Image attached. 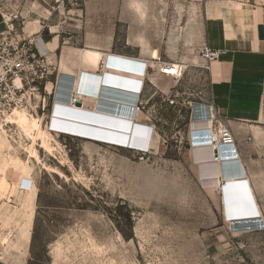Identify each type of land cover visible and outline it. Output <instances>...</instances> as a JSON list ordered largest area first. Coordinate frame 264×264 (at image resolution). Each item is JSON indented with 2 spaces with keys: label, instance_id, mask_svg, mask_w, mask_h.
<instances>
[{
  "label": "rangeland",
  "instance_id": "374dc122",
  "mask_svg": "<svg viewBox=\"0 0 264 264\" xmlns=\"http://www.w3.org/2000/svg\"><path fill=\"white\" fill-rule=\"evenodd\" d=\"M68 1L81 9L84 0ZM228 1L258 8L255 20L264 44V0ZM20 11L7 3L0 13L15 18L22 28L27 18ZM50 24L59 25L60 18L54 16ZM54 30L69 32L42 25L36 35L45 41L39 42L43 51L56 46ZM66 56L63 63L70 62ZM98 81L104 84L89 85L107 98V92L100 93L107 91V74ZM175 82L166 84V92L152 95L146 89L139 113L134 105H123L131 110L125 114L130 124L138 122L137 131L144 128L158 140L153 152L64 133L46 137V151L41 139H33L35 134L12 125L8 144L0 142V264H264V176L255 185L260 220L226 224L217 188L212 200L188 147V134L200 124L193 126L189 99L202 84ZM176 91L179 106L167 107L163 99ZM47 102L48 110L38 115L18 111L38 119L46 131L52 96ZM31 146L40 164L25 151ZM23 179L33 180L28 189L18 188Z\"/></svg>",
  "mask_w": 264,
  "mask_h": 264
},
{
  "label": "crops",
  "instance_id": "0c3cea01",
  "mask_svg": "<svg viewBox=\"0 0 264 264\" xmlns=\"http://www.w3.org/2000/svg\"><path fill=\"white\" fill-rule=\"evenodd\" d=\"M17 1L0 0V12L7 3L18 5L20 16L28 19L23 26L26 34H38L42 25L50 31L58 27L69 31L54 30L56 46L51 51L41 50L72 90L79 74L90 84H104L98 81L102 63L98 67L83 62L78 58L81 50L107 56V88L127 94L121 97L125 106L134 105L126 101L133 94L142 95L148 88L152 95L166 92V84H176V77L161 72L166 62L175 65V72L182 68L176 74L177 78L183 74L177 84H202L189 99L191 121L201 124L190 131L228 129L239 170L249 178L253 199L258 202L260 193L255 185L264 176V44L257 31V7L228 0H84L77 9L78 3L67 0ZM54 16L60 18L59 25L50 24ZM205 50L213 56L202 57ZM66 54L70 62L63 65L68 70L61 71L62 55ZM126 68L132 76L129 84L134 85L130 91L124 85L108 84L113 82L110 75L126 78ZM64 98L68 101L67 94ZM151 100L157 102L154 96ZM210 151L212 154V148Z\"/></svg>",
  "mask_w": 264,
  "mask_h": 264
},
{
  "label": "bare ground",
  "instance_id": "6f19581e",
  "mask_svg": "<svg viewBox=\"0 0 264 264\" xmlns=\"http://www.w3.org/2000/svg\"><path fill=\"white\" fill-rule=\"evenodd\" d=\"M66 55H64L63 57L62 64H65L63 63V61L67 57ZM79 58L85 63L91 64L92 66L99 67L102 63V72L107 74V56H104L103 58L98 52L90 50H81L79 52ZM61 69L63 70L64 67H61ZM126 69L127 70L123 71L126 72L127 77L124 78L115 76L113 77L114 84L111 85H114V87L124 85V88L130 91V87L132 88L134 85L129 84L132 83V76L130 74L131 71L128 68ZM178 70L179 73H181V69L179 68ZM114 72L117 74L123 73L120 70H114ZM73 92H75L73 94L78 98V101L76 103H79L80 107H77L76 103L69 104L64 98V95L62 98L59 99V102H53L51 107V121L48 124L50 130L48 128L46 129V131L41 130L38 119L34 118L31 115H28L24 111H18L23 109H15L12 114L7 118V123L10 126L16 124L24 133H26V135H31L32 133L35 134L33 139H41L42 145L44 146L46 151H50V149L47 146L45 138H55L57 136V133L58 136L63 135L61 133H64L71 136L82 137L88 140H93L88 138V136H93L95 138V141L96 139H98V141H104L109 144L119 143V145H123V147L139 149L146 153L157 150L158 140L154 137L150 138V133L144 128H139V130L137 131L138 122L131 123L132 127H130L131 124L129 118L125 116V114H128V110L123 108L124 103L121 97H116L114 99H102V97L98 98L97 88L90 86L85 79H81L79 77H76L75 79ZM106 92V90H102L101 93L105 95ZM118 92L121 93L122 91ZM137 96L138 95L133 94L131 95V97H127L128 99L126 101L129 104L135 105ZM100 99L101 102L98 103L99 109H96L97 102ZM107 100H109V102H107ZM131 106L132 105H130L129 107ZM59 108L61 109L59 110ZM102 108H105L106 110L104 109L99 111ZM116 122L119 123V125H117ZM195 125L197 124L193 123V126ZM104 130H106V132H103ZM6 133L8 132L3 131L0 133V142L2 141L4 143L5 141H7L8 144L9 141L7 140ZM222 133V129L220 130V132H214L212 129L211 138L213 141V146H217L219 144V138ZM190 148L192 151L193 159L196 162L197 166L196 174L199 178H203L201 179V182L203 184L206 185L207 183V185L205 186V191L208 193L209 197L212 200H215L216 191H214V189L217 188L224 222L226 224L229 225L230 223L238 222L249 223L250 221L255 222L259 218H261L260 211H254L256 208H258V206L255 200L253 199L252 189L250 187V183L246 175L241 172V175L244 176L242 179L225 178L227 177V173L231 174V172H227L223 165L230 164V162H233V160H218L217 162H214L213 156L210 151L211 146L208 147L206 145H190ZM26 149L27 150L25 151H28V153L30 154V158L33 159L36 163L40 164L41 159L38 156L34 147H27ZM7 160V164H9L11 161L9 155ZM45 168L49 169L46 166ZM224 169L226 174L224 173ZM2 174L5 176L7 173L6 171H4ZM209 183L211 185H208ZM21 184L22 182L18 183V188L21 186ZM30 191L27 190V192Z\"/></svg>",
  "mask_w": 264,
  "mask_h": 264
},
{
  "label": "built area",
  "instance_id": "2783aa9c",
  "mask_svg": "<svg viewBox=\"0 0 264 264\" xmlns=\"http://www.w3.org/2000/svg\"><path fill=\"white\" fill-rule=\"evenodd\" d=\"M0 16V133L3 131L10 133L13 126L7 123V118L15 109H26L38 115L40 111L48 110L47 100L50 96H52L51 107L53 102H59L63 95L67 94L69 104H75L78 98L72 93L69 81L65 82V78L58 73L56 66L41 50L39 46V42L42 41L41 36L26 34L23 26L21 28L15 18L12 20L3 14ZM201 56L209 58L213 54L205 50ZM174 67L175 65L170 62L163 63L161 72L173 79L176 77L174 80L178 82L183 74L177 78L178 68L175 72ZM136 68L139 70L141 66L138 65ZM48 85L51 86L50 91L47 90ZM178 98L179 93L175 92L166 95L163 101L167 107L176 108L179 106ZM189 107L191 108L192 105L189 104ZM133 108L136 109L135 114L142 110L140 98ZM201 119L207 120L206 117ZM210 131L190 132L187 138L188 147L209 145L212 148L214 162L223 159L235 160L236 156L233 153L236 150L233 148V138L228 129L222 130L217 146L212 144ZM31 183L22 182L21 187L28 189Z\"/></svg>",
  "mask_w": 264,
  "mask_h": 264
},
{
  "label": "water",
  "instance_id": "95a60500",
  "mask_svg": "<svg viewBox=\"0 0 264 264\" xmlns=\"http://www.w3.org/2000/svg\"><path fill=\"white\" fill-rule=\"evenodd\" d=\"M113 77H115V76H109V79L110 80H112V81H114L113 80ZM121 81V80H120ZM108 84H114V83H112L111 81L110 82H108ZM102 91H100V93H101ZM127 94H125L124 92H118V90H115V89H108L107 88V98H110V99H112L111 97L112 96H114V97H117V96H120V97H124V96H126ZM131 97V96H130ZM114 99V98H113ZM76 106L77 107H80V104L79 103H76ZM234 155V154H233ZM234 157V156H233ZM234 159L235 160H233V162H230V164H232V165H229V166H225L224 165V167H225V169H226V171L227 172H231V174H228L227 173V177H225V178H236V179H240L241 178V172H240V167H239V165L237 164V160H236V158L234 157ZM228 169H227V168ZM225 169H224V173H225ZM226 174V173H225Z\"/></svg>",
  "mask_w": 264,
  "mask_h": 264
},
{
  "label": "clouds",
  "instance_id": "9594fccd",
  "mask_svg": "<svg viewBox=\"0 0 264 264\" xmlns=\"http://www.w3.org/2000/svg\"><path fill=\"white\" fill-rule=\"evenodd\" d=\"M138 96H137V98H136V101H135V103H138V101H139V98H140V96H141V93L140 94H137Z\"/></svg>",
  "mask_w": 264,
  "mask_h": 264
}]
</instances>
